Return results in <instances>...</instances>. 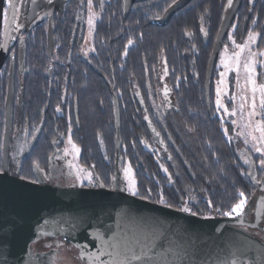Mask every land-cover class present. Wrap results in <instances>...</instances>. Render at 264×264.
Wrapping results in <instances>:
<instances>
[{
	"label": "trees",
	"instance_id": "16d2710c",
	"mask_svg": "<svg viewBox=\"0 0 264 264\" xmlns=\"http://www.w3.org/2000/svg\"><path fill=\"white\" fill-rule=\"evenodd\" d=\"M175 1L152 0L125 16L123 0H92L97 20L87 54L78 13L55 24L49 59L41 40L30 45L25 82L32 101L25 119L39 133L20 163L21 176L33 165L50 166L56 144L70 136L79 147V164L92 174V187L111 189L116 166L119 172L128 166L136 197L161 204L163 193L170 208L187 205L200 217H224L216 209L228 210L240 191L249 195V167L239 161L215 113L216 68L209 112L205 104L207 64L228 0H191L166 25L149 23ZM88 8L86 0L78 12ZM249 32L258 34L256 50L264 52V0L242 1L223 42L228 35L242 42ZM39 82H49L42 104ZM3 120L0 104V171Z\"/></svg>",
	"mask_w": 264,
	"mask_h": 264
},
{
	"label": "water",
	"instance_id": "95a60500",
	"mask_svg": "<svg viewBox=\"0 0 264 264\" xmlns=\"http://www.w3.org/2000/svg\"><path fill=\"white\" fill-rule=\"evenodd\" d=\"M191 0H176L161 18L151 20L164 26L178 10ZM243 0H233L222 19L207 64L205 75V104L210 110L212 76L222 43L241 7ZM0 0V28L1 5ZM135 0H124V13ZM5 34L0 40V67L7 51ZM52 23L47 32V54L54 50ZM5 102L2 139V171L0 172V264H43L38 255L32 257L30 245L44 238L63 239L76 249L83 264H117L125 247L144 241L150 233L164 234L165 244L171 241L186 249L183 264H230L234 257L255 264L264 262V244L231 226L241 224L244 214L237 218L192 216L175 208L149 202L121 190V176L116 166L111 189L75 187L37 183L9 173L11 139L12 72ZM256 186L263 191L257 199L256 217L264 208V173ZM258 219V218H257ZM159 242V241H158Z\"/></svg>",
	"mask_w": 264,
	"mask_h": 264
},
{
	"label": "flooded vegetation",
	"instance_id": "af4514ba",
	"mask_svg": "<svg viewBox=\"0 0 264 264\" xmlns=\"http://www.w3.org/2000/svg\"><path fill=\"white\" fill-rule=\"evenodd\" d=\"M85 1L86 0H34L33 2V0H14V3L16 4L15 10L8 9V14H10L11 19L13 12H15L16 20L14 23L11 20V24L8 26L6 32V44L8 48L5 53L4 62L0 67V75L3 77L6 76V82H0V104H2L4 119L5 102L9 86V75L10 72H12V115L8 169L9 173L13 176L22 179L23 176L21 175L23 174L21 173L22 169L20 163L29 157L30 152L38 140L39 133V128H33V125H29L25 119L28 114L27 109L30 108L28 104L30 101H32L28 89L29 82H25V78L29 72L26 65L28 49L30 45H34L37 40H41V43L44 44L43 51L46 53L47 58L49 59L50 57L47 54V32L49 24L52 23V31H54L55 24L61 21L62 18L71 16L76 17L78 13V24L81 29V27H84V20L87 13L86 11L82 10L78 12V5ZM150 1L152 0H135L129 12L135 6L145 4ZM6 8L7 0H3L1 5V41L4 37L6 29L4 22V10ZM161 16L159 18H161ZM151 20H149V22ZM36 51L39 53L38 49H36ZM260 61L261 65L258 66L257 81L264 82V56L261 57ZM49 73H51V69L48 68V74ZM39 83V90L37 94L39 96L38 101L40 104H42L43 99L41 98L45 92L47 93L46 97L49 98V82ZM34 107L38 110L41 109V107L38 105ZM4 127L5 125L3 120V133ZM227 132H230V129H228ZM229 142H231L234 151L237 152L239 161L249 167L250 171L248 178L251 182V188L248 192L249 195L246 197L247 200L242 213L244 214V217L241 219V224L231 227L249 235L260 244H264V208L260 217H256V210L259 205L257 203V199L259 195L263 193V191L259 190L256 184H258L257 181L260 182L264 173V168H260L261 165L259 163L256 164L253 162L254 157H251V148L246 149L245 147L236 145L234 144V141H230V139ZM59 145L60 144L57 143L56 147H59ZM57 154L58 149L55 151V155L52 158V164L50 166L49 161L47 162V165L42 166L39 169L36 168V165H33L31 172L26 175V178L23 177V179L31 182L38 178L47 184L50 183L61 186L66 185V187L73 186V177L70 173V168L64 165L62 159L58 157ZM260 171L262 172L260 173ZM237 217L239 216H234L232 218ZM30 254L32 257L38 255L39 258H42L43 264H83L77 257L76 249L63 239H41L40 241L30 245ZM233 260H235L237 264H251L238 257H234L230 261V264H232ZM255 264H264V262H256Z\"/></svg>",
	"mask_w": 264,
	"mask_h": 264
},
{
	"label": "rangeland",
	"instance_id": "374dc122",
	"mask_svg": "<svg viewBox=\"0 0 264 264\" xmlns=\"http://www.w3.org/2000/svg\"><path fill=\"white\" fill-rule=\"evenodd\" d=\"M86 13L87 15L84 20V36L82 40V46H85L87 54L90 49L95 22L97 20V14L94 13L92 8L86 9ZM90 17L92 19L91 25L88 23ZM248 35L249 33L242 42H237L231 35H228L227 39L222 43V47L219 51L215 65V68L217 69V78L213 82L212 91L214 97L213 101L215 113L218 115V117L221 118V121L224 123L223 130H225L226 132L225 134L227 135V139H230V141L233 140L234 144L245 147L246 149L251 148V157H254L253 162L256 164H260V160L264 158V156H262L261 152H257L256 148H261L262 150H264V143L260 142L259 137L261 133L256 129L257 127H264V109H261L259 107L260 93L259 91H257V108L255 109L256 114L253 116L249 115V113L252 111L250 107L252 92L251 85L247 82L248 74L244 71L243 67L244 60L249 55L248 50L246 49L241 55V65L239 73H237L234 61V53L240 52V49L237 48L236 45L244 44L248 39ZM233 41H235V44L233 43ZM256 42L251 44L250 48L251 51L256 54L254 57L255 75L253 78L256 80V86L258 88L259 85L264 84V82L257 81L258 66L261 65L260 59L262 55H260V52L256 50ZM225 64L228 65V68L225 67ZM221 73H224V75L221 76ZM218 87L221 89L220 99L223 107H218L216 104ZM161 96H163V94ZM244 98H247V103L244 104L243 112H241L239 106L241 105V103H244ZM156 102L157 101H152V104L154 106L158 105ZM225 107L228 109V112L224 111ZM233 111L236 112V115L230 114ZM233 121H235V123H233ZM228 129H230V132H227ZM253 137H255V139H253ZM60 143L61 144L58 147L57 156L62 159L64 165L70 168V173L73 177V186L82 187L83 185H86L87 187H92V181L90 182L87 178V173L90 171L84 170V168H82L79 164L78 158L80 152H77L75 148H73V145H75L78 149L79 147L72 140L71 143H69V137L62 139V142ZM163 153L166 159L169 160L167 152L163 150ZM128 168V166H124L120 169L121 190L126 194L131 195V193L127 190L128 181L129 179L134 180V178L132 171L131 173H128L126 171ZM77 173H79V177L77 176Z\"/></svg>",
	"mask_w": 264,
	"mask_h": 264
},
{
	"label": "snow or ice",
	"instance_id": "6c2138e0",
	"mask_svg": "<svg viewBox=\"0 0 264 264\" xmlns=\"http://www.w3.org/2000/svg\"><path fill=\"white\" fill-rule=\"evenodd\" d=\"M232 3H233V0H228L229 6H231ZM88 6L91 9L92 0H88ZM15 8H16V4L14 3V0H7V8L4 10V22L6 24L9 22L8 9L15 10ZM15 20H16L15 12H13L12 22L14 23ZM88 23L90 25L92 24L91 17L89 18ZM253 23H255V21H253ZM201 31H203V28L201 29ZM257 36L258 34L249 32L247 41L242 45L241 44L236 45V47L240 49V52L234 53V61H235L237 73H239V69L241 65L240 58H241L242 53L246 49L248 50V53H249L248 57H246L244 60L243 67H244V71L248 74L247 82L251 85L252 98H251L250 107L252 111L249 113L250 116H253L256 114L255 109L257 108V103H256L257 91H259L260 93L259 107L261 109H264V84H260L258 88L256 86V80L253 78L255 75L254 57L256 54L253 53L250 48V45L256 42ZM131 43L132 41L129 40V44ZM233 43L235 44V41H233ZM260 55L264 56V52H261ZM225 67L228 68V65L225 64ZM223 75L224 73H221V76ZM220 95H221V89L218 87L216 104L218 107H223V105L221 104ZM245 103H247V98H244V103H241V105L239 106L241 112H243ZM57 111L59 112L60 109L57 108ZM224 111L228 112V109L225 107ZM230 114L236 115V112L233 111ZM233 123H235V121H233ZM256 130L261 133L259 137L260 142L264 143V127H257ZM253 139H255V137H253ZM69 143H71L70 136H69ZM73 148H75V150L79 152V149L76 148L75 145H73ZM256 151L261 152L262 156H264V150H262L261 148H256ZM260 165L262 168H264V158L260 160ZM36 168L39 169L38 164H36ZM126 171L128 173H131V168L129 167ZM165 171L167 170L165 169ZM77 176L79 177V173H77ZM87 178L91 182V179H92L91 172L87 173ZM113 179H115V177H113ZM31 182L37 183L38 181L33 180ZM257 183H259V181H257ZM101 187H103V184H101ZM127 190L133 196H137L139 194L138 189L136 187V182L132 179H129L128 181ZM148 192L150 194L151 190L149 189ZM238 195L240 199L238 200L237 203L232 205L228 210L221 211L220 209H216V211L219 212L224 217H229V218L242 215L247 198L245 197V193L243 191H240ZM159 203H161L162 205H165L166 207H171V205L167 204L166 200L164 199L163 193H161V198H160ZM208 207L209 208L213 207L211 200L208 201ZM179 211L188 213L192 216L199 215L198 212L193 211V209L191 207H188L187 205L181 207ZM205 218H211V217H205ZM163 240H164V234L162 232L159 234V236H157L156 233H150L149 235H146L144 237L143 242L136 241V243L126 246L124 253H123V257L117 262V264H183V260L187 256V250L178 248L171 241H168V243L165 244ZM232 264H237V262L233 260Z\"/></svg>",
	"mask_w": 264,
	"mask_h": 264
}]
</instances>
